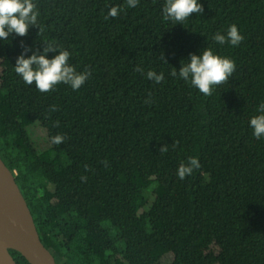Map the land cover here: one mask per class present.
<instances>
[{"label":"trees","instance_id":"16d2710c","mask_svg":"<svg viewBox=\"0 0 264 264\" xmlns=\"http://www.w3.org/2000/svg\"><path fill=\"white\" fill-rule=\"evenodd\" d=\"M35 2L39 24L0 41V155L57 263L264 264V139L248 123L264 102V0H201L177 24L165 0ZM233 24L238 46L212 39ZM61 49L91 71L79 90L15 74L19 56ZM206 49L236 64L212 96L171 75ZM190 157L201 167L180 180Z\"/></svg>","mask_w":264,"mask_h":264},{"label":"clouds","instance_id":"9594fccd","mask_svg":"<svg viewBox=\"0 0 264 264\" xmlns=\"http://www.w3.org/2000/svg\"><path fill=\"white\" fill-rule=\"evenodd\" d=\"M140 0H126L128 8H136ZM122 8L110 7L107 16L117 17ZM203 5L201 0H165L162 15L165 21L175 24L183 23L193 13H202ZM40 11L35 0H0V41H5L10 34L23 37L27 35L31 27L39 24ZM212 39L220 44L238 46L244 39L238 27L231 25L226 34L216 33ZM56 50L54 42H49V48L45 53ZM70 52L59 50V54L49 59L46 54L30 57L21 55L17 58L14 72L26 85L35 84L36 89L41 93H47L55 89L59 84L69 85L73 91L79 90L91 76L90 70L77 71L76 67L70 64ZM235 61L224 56L215 54L211 49H206L200 55H192L190 61L177 72L172 71L173 77L184 80L205 96H212L214 88L226 82L235 72ZM136 71L143 72L139 66ZM146 78L159 84L165 80L163 72L157 74L154 70L146 73ZM55 110V109H53ZM257 115L249 120V127L252 129L256 140L264 139V102H261L257 109ZM54 126H59L58 122ZM64 136L55 135L51 137V143L59 145L64 141ZM162 153L169 151L168 146L160 150ZM201 167L199 159L190 157L186 163H181L177 168V176L180 180L193 174Z\"/></svg>","mask_w":264,"mask_h":264},{"label":"water","instance_id":"95a60500","mask_svg":"<svg viewBox=\"0 0 264 264\" xmlns=\"http://www.w3.org/2000/svg\"><path fill=\"white\" fill-rule=\"evenodd\" d=\"M11 249L30 264H58L43 244L27 200L0 155V264H17Z\"/></svg>","mask_w":264,"mask_h":264}]
</instances>
